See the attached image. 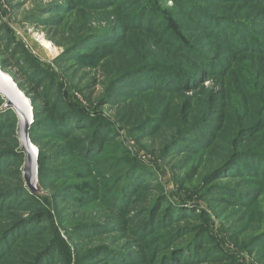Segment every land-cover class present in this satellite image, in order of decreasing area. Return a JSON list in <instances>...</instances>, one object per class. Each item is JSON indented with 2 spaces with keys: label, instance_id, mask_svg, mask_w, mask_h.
<instances>
[{
  "label": "rangeland",
  "instance_id": "1",
  "mask_svg": "<svg viewBox=\"0 0 264 264\" xmlns=\"http://www.w3.org/2000/svg\"><path fill=\"white\" fill-rule=\"evenodd\" d=\"M84 1L0 0V64L6 63L7 69L3 71L21 86L19 88L26 96L31 93V97L27 96L31 101L33 97L37 99L35 106L42 111L38 115L41 120L48 119L52 123L58 121L59 115L49 105L59 100L61 106L68 104L72 110H78L88 118L99 117L109 123L116 133V138L114 136L111 139L123 146L148 173L147 178L141 181V185L146 187L144 191L132 194L130 202L118 209L113 203L114 189L124 183L122 176L126 169L114 168L116 155L94 162L79 159L75 154L74 140L88 134L86 130L67 134L63 129L45 132L41 128L36 131L35 141L30 134L32 143L39 150L37 191L30 190L26 183L25 155L21 160L4 162L7 175L0 178V189L23 187L27 194L11 199L7 204L10 206L8 210L2 212L0 207V236L5 227L15 221H25L19 226L22 228L9 239L7 253L1 258L0 264H39L38 256L42 251H49L45 248L52 244L56 248L49 252V262L45 261L44 264H136L139 262L128 259L153 256L155 250L174 242L169 252L172 253L175 247L191 242L199 230L200 233H208L212 249L216 245L238 264H264V189L254 185L256 182L253 178H229L232 174L214 176L224 162L232 157L225 152L232 138L216 133L207 139L202 133H197L188 142L172 150H169V145L177 133L167 131L160 137L142 140L116 123L118 102L114 100L131 98L141 101L145 107L146 121L156 126L158 120L162 121L159 113L165 110L168 93L143 89L144 92L138 94L121 86L116 92L110 91L114 78L120 74V67L180 66L178 64L182 63L171 60L172 55L176 50L180 51L183 41L189 40L192 45H196L199 55L203 54L211 62L216 61V57H223L227 64L230 62L232 72L226 79L231 81L230 110L236 112L242 98L236 92V82L241 81L251 88L264 87V55H255L254 52L239 54L230 46L207 39L205 32L188 31L191 26L186 27L185 24L182 28L179 26L175 33L172 32L176 39H182L179 46H173L167 40L171 34L160 41L164 35L162 33H166L165 20L154 25L151 34L131 30L134 13L140 6L147 5L149 0H142L138 6H134L138 0H88L89 6L75 9L77 3ZM228 2L213 10L218 9V13L226 14L230 19L245 21L246 28L250 30L249 35L252 33L249 37L251 41L258 36L264 41V6L258 0ZM159 5V9L168 11L174 7L170 0ZM109 30L113 34L97 36ZM88 37L90 40L81 50L68 54V47ZM44 43L50 44L52 48L47 49ZM180 55L182 57L185 54L181 52ZM187 65L189 72L198 69L197 60ZM224 66L226 68V63ZM51 83H54L55 89L47 98L41 91ZM214 86V81L204 84L206 90ZM122 91L127 94L121 96ZM0 103V110L5 111L6 101ZM177 104L175 101L174 108ZM194 110H191L192 114L196 113ZM9 117L3 122L9 121V125L15 127V137L21 149L19 120L12 115ZM36 117L34 109V123ZM157 127L159 129L161 125ZM202 138L206 139L204 143ZM3 142L5 140H0V145L4 146ZM111 143L113 140L104 147ZM206 143L209 144L208 148ZM2 146L1 153L7 151ZM67 152L70 154L68 158ZM61 153L66 157L57 159ZM213 185L226 187L232 192L243 191L248 200L215 195L216 192L211 191ZM97 190L102 194L100 198ZM30 197L42 206L28 203L27 208L22 207L21 201ZM163 199H167V202H163ZM230 199L233 204L227 202ZM156 201H159L156 206L159 216L170 208L173 212H183L164 225L166 228L153 230L145 245V241L139 242L144 228V211L154 207ZM38 213L42 215L38 216ZM43 217L47 218L41 220ZM125 217L133 220L131 224L122 222ZM207 218L209 223L205 222ZM35 220L36 223L30 225ZM95 224L106 225L105 230L85 232L95 227ZM78 230L83 231L77 233ZM186 231L188 234L184 235ZM205 246L208 247L207 244ZM97 253L103 256L89 261ZM104 255H116L117 259L122 260L112 262L110 260L114 258Z\"/></svg>",
  "mask_w": 264,
  "mask_h": 264
},
{
  "label": "trees",
  "instance_id": "2",
  "mask_svg": "<svg viewBox=\"0 0 264 264\" xmlns=\"http://www.w3.org/2000/svg\"><path fill=\"white\" fill-rule=\"evenodd\" d=\"M141 1L142 0H138V3L136 2L134 6H138ZM166 1L168 0H149L147 5L140 6L139 10L134 13V20L131 21V30L139 33L147 32L151 34L154 30L153 26L159 21L165 20L166 33H162V35H164L160 41H162L167 34H171L167 40H170V44L173 46H179L182 40L179 41L176 39L173 33L178 31L179 26L182 28L185 24L184 26L186 27L191 26V29H188V31L194 33L205 32V34H207L205 35L207 39L217 44L230 46L232 49L239 51V54L254 52L255 55H264V41H262V38L259 36L251 41L249 37L252 36V33L250 36V30L246 28L245 21L240 22L235 19H230L226 14L218 13V9L213 10L214 7L220 6L221 4V6L227 5L229 3L228 0H170L174 5L172 9L169 11L159 9V3ZM258 2L264 6V0H258ZM80 3L76 4L77 7L75 9L85 8V5L89 6L88 0ZM49 12L51 11L47 13ZM190 19H192V21L188 22ZM111 31L112 30L108 32L103 31L101 35L97 36H109V34L113 32ZM89 40V37L78 40L73 46L68 47V54L81 50L82 46ZM182 44L180 51L176 50L171 58L174 63H182L178 64L180 66L176 65L174 68H170L172 66L167 67L166 65H161L162 67L144 65L139 68H128L130 65L123 66L119 68L120 74L114 78L110 85V91L113 92H116L117 88L121 86L125 89H131L138 94L144 92L143 89L160 90L168 93L166 94V96H168L166 97L168 101H166L165 110L159 113L162 117V121L158 120L156 126L153 125V122L146 121L144 104L141 101H134L128 98V100L122 99L123 101L114 100V102H118V110L115 115L116 123L126 132L134 136H139L142 140L160 137L167 131L177 133V136L170 142L169 150L179 148L183 143L188 142L191 136L197 133H202L207 139L212 138L216 133H219L221 136L223 134L225 136L229 135L232 141L225 152L228 154L227 156L231 154L232 157L224 162L214 176L220 177L223 174H232L229 178H253L256 182L253 184L264 189V87L261 85L258 87L252 86L253 88H251L249 85L241 83V81L236 82V92L239 93L242 98L237 104L236 108L238 110L236 112L231 111V81L229 82L226 79L230 77V73L232 72L230 71V62L227 64L226 59L223 57H216V61L211 62V60L209 58L207 59L203 54L199 55V51L195 47L196 45H192L189 40L188 42L183 41ZM181 52L185 54L182 57L180 55ZM166 53L167 56H169V53ZM168 59H170V57H168ZM195 60L198 62V65H196L198 69H193L194 71L191 70L189 72L187 64ZM225 63L226 68L224 66ZM1 66L2 69L6 71V63L1 62ZM177 68L180 70L177 71ZM34 81H36V79ZM207 81L215 82L213 89H205L204 84ZM53 84L54 83H51L48 88L45 87L41 91L47 95V98L51 96L55 89V85ZM19 87L21 88V86ZM190 93H192L191 96H189ZM120 94L121 96H125L127 93L122 91ZM27 96L31 97L32 95L31 93H27ZM32 101L35 106L37 99L33 97ZM175 101L178 102L176 108L173 106ZM0 102H2V104L5 102L1 96ZM49 108L57 112L59 115L58 121L52 123L48 119L41 120L38 115H40L42 111L35 106L34 109L37 117L31 130L32 140L35 141L37 138L36 131L42 130L41 128H43L45 132H56L59 129H63L67 134L71 131L77 132L78 130H86L88 134L85 133L86 135L74 140L76 141L75 154L79 159L94 162L99 159H106L109 155H116L114 158L116 159L114 168L122 167L126 169L125 174L122 176L124 183H122L120 187L114 189L113 203L116 204L118 209L124 208V205L130 202L132 194L137 192L140 193L145 190L146 185L142 186L141 181L147 178L146 176H148V173L123 146L116 143L115 139H111L114 136L116 138V133L109 123L107 124L99 117L88 118L78 110H72L68 104L61 106L59 100L56 103L54 101L52 105H49ZM198 108L202 109L194 110ZM191 110H194L196 113L192 114ZM13 114L12 110H0V140H5V142H3L4 146H0L7 150H4V154L0 152V178L7 175L4 171V162H6V160H21L24 158V154L19 148L18 140L15 137V127L10 126L8 123L9 121H6L8 124L3 122L6 118H10L9 116L11 115L13 118H17L16 115ZM185 121L187 123H185ZM160 125L161 127L157 129V126ZM112 140V145L107 144V147H104L106 143H110ZM205 140L202 138V143H204ZM208 145L209 144L206 143L207 148L209 147ZM211 145L213 146V143ZM63 154L64 153H61L57 159L65 158L66 155ZM69 156L70 154L67 152V158ZM230 190L231 189L226 187L219 188L213 185L211 191L216 192L215 195H226L232 199L248 200L243 191L232 192ZM96 192L97 196L100 198L102 194L99 190ZM26 194L27 191L23 187H5V189H0V207H2V212L10 207H8L7 204L11 199ZM33 200L35 202H33ZM165 201L167 202V199H163V202ZM156 202L157 203L154 202V207L144 211V228L140 234L139 242L145 241V245L149 242L148 239L153 230L156 231L161 230V228H166L164 225H167L173 218H176V215L180 216L182 214L180 212H183L181 210L173 212L170 208L166 210L165 214L159 216L156 212V206L159 201ZM227 202L233 204L231 199ZM28 203L42 206L41 203L36 202L32 197L28 198L26 201H21V205L24 208H27ZM41 215V213H38V216ZM125 216H127V214H125ZM46 218L47 217H43L41 220H45ZM36 221L37 220L31 221L30 225H34ZM132 221L133 220L128 217L122 219V222L127 224H131ZM23 222L25 221H15L12 225L5 227L1 232L0 260H2L1 258L7 253L6 250L8 249L9 239L22 228L19 226L23 225ZM205 222L209 223V219L207 218ZM105 227L106 225L95 224V227H90V229L84 231L94 233L100 230L101 232L105 230ZM80 231L83 230H78L77 233ZM200 231L201 230L197 232V236L195 235L196 237L194 236L195 238L193 237L194 239L191 242L175 247L172 253L169 252L174 242L170 245L160 247L162 249L158 248L155 252L150 251L151 253L154 252L152 253L153 256H145L144 258L133 257L129 258L128 261L139 262L136 264H238L234 259L224 254L216 245L215 248L212 249L213 247H211V241L208 239V233L205 232V234H203L200 233ZM105 233L109 234L111 232ZM186 234H188L187 231L184 235ZM201 234H203V237H200ZM200 244L204 246H200ZM205 244H207L208 247H206ZM54 247L55 245L52 244L51 247L47 246L45 248L49 251H42V254L38 256V261H40L39 264L49 262L47 257L55 250L53 249ZM145 250L149 251L147 248ZM98 254L99 253L92 255V259L89 261L95 260L98 256H103V254ZM104 256L114 258L110 260L112 262L115 260H122L117 259L118 257L116 255Z\"/></svg>",
  "mask_w": 264,
  "mask_h": 264
},
{
  "label": "water",
  "instance_id": "3",
  "mask_svg": "<svg viewBox=\"0 0 264 264\" xmlns=\"http://www.w3.org/2000/svg\"><path fill=\"white\" fill-rule=\"evenodd\" d=\"M0 95L6 101L5 111L14 110L19 120L18 139L21 151L26 157L24 175L32 191H37L39 150L31 141L34 124L32 101L20 90L14 79L5 73L0 64Z\"/></svg>",
  "mask_w": 264,
  "mask_h": 264
},
{
  "label": "bare ground",
  "instance_id": "4",
  "mask_svg": "<svg viewBox=\"0 0 264 264\" xmlns=\"http://www.w3.org/2000/svg\"><path fill=\"white\" fill-rule=\"evenodd\" d=\"M47 49H51L52 48V46L50 45V44H43Z\"/></svg>",
  "mask_w": 264,
  "mask_h": 264
}]
</instances>
